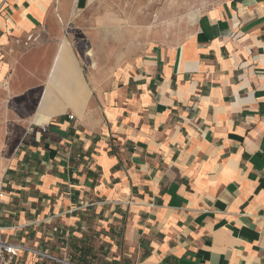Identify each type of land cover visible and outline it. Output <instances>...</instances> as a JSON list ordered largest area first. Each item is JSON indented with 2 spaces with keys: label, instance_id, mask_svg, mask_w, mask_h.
Wrapping results in <instances>:
<instances>
[{
  "label": "crops",
  "instance_id": "obj_1",
  "mask_svg": "<svg viewBox=\"0 0 264 264\" xmlns=\"http://www.w3.org/2000/svg\"><path fill=\"white\" fill-rule=\"evenodd\" d=\"M93 2L0 0L2 238L77 264H264V0L212 5L106 87L66 31Z\"/></svg>",
  "mask_w": 264,
  "mask_h": 264
},
{
  "label": "rangeland",
  "instance_id": "obj_2",
  "mask_svg": "<svg viewBox=\"0 0 264 264\" xmlns=\"http://www.w3.org/2000/svg\"><path fill=\"white\" fill-rule=\"evenodd\" d=\"M222 1L95 0L69 20L67 36L83 60L92 54L82 62L92 70L93 80L112 86L153 49L183 42L193 33L198 16Z\"/></svg>",
  "mask_w": 264,
  "mask_h": 264
},
{
  "label": "built area",
  "instance_id": "obj_3",
  "mask_svg": "<svg viewBox=\"0 0 264 264\" xmlns=\"http://www.w3.org/2000/svg\"><path fill=\"white\" fill-rule=\"evenodd\" d=\"M30 42L31 37H28L24 42V46L28 47ZM68 118L69 120H73L74 117L73 115H69ZM41 130L45 132V127ZM2 195L3 193L0 192V198ZM23 253L33 255L34 258L37 259V264H77L73 262L70 257H67L66 254L55 256L46 251H39L35 248L32 249L6 241L2 238V228L0 226V264H23L20 259V254Z\"/></svg>",
  "mask_w": 264,
  "mask_h": 264
}]
</instances>
